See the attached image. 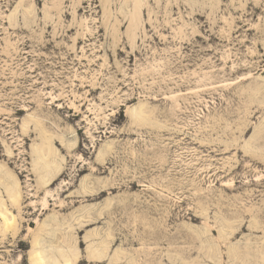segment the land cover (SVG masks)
I'll use <instances>...</instances> for the list:
<instances>
[{
	"label": "rangeland",
	"instance_id": "obj_1",
	"mask_svg": "<svg viewBox=\"0 0 264 264\" xmlns=\"http://www.w3.org/2000/svg\"><path fill=\"white\" fill-rule=\"evenodd\" d=\"M0 203V264H264V0H0Z\"/></svg>",
	"mask_w": 264,
	"mask_h": 264
},
{
	"label": "bare ground",
	"instance_id": "obj_2",
	"mask_svg": "<svg viewBox=\"0 0 264 264\" xmlns=\"http://www.w3.org/2000/svg\"><path fill=\"white\" fill-rule=\"evenodd\" d=\"M136 1V0H135ZM138 2V1H137ZM136 5H138L137 3H135ZM49 138V137H48ZM50 139V138H49ZM49 139H46L43 143H45L46 144V147L45 148H43V146H45L44 144H42L41 145V147H40V149L38 150V152H37V157H38V160H40V161H42V162H45V164H50V165H52L53 164V162H51V160L49 159V157H48V153H50V147H51V141L49 140ZM52 163V164H51ZM54 165V164H53ZM47 171H45V173H46ZM49 174L50 173H46L44 176H40V180L43 182V183H46L47 181H48V179H49ZM7 188V191H8V194H9V196L10 197H13L14 198V200H17L18 199V193H19V191H18V189H17V187L16 186H12V187H6ZM0 205H1V203H0ZM3 216H4V220L7 222H10L11 220H12V218H10V217H7L6 215H4L3 214V212L1 213ZM102 249H103V247H102ZM100 249H98V254H99V251ZM106 250V249H105ZM42 251V250H41ZM40 250H36L35 251V257L33 258V262H32V264H48V262H46V259H45V257H43L42 256V252H41ZM103 251H104V249H103ZM101 252H102V250H101ZM100 252V253H101ZM103 253V252H102ZM61 254H63V256H64V258H65V255H64V253H61ZM93 256V255H92ZM95 257H97V258H99L100 257V255L98 256H96L95 255ZM66 262H68L69 261V259L67 258V256H66ZM71 261V260H70ZM49 264H54V261L53 262H51V263H49Z\"/></svg>",
	"mask_w": 264,
	"mask_h": 264
}]
</instances>
